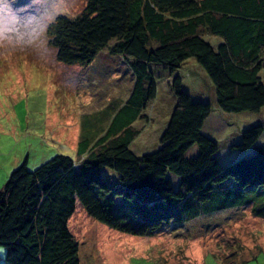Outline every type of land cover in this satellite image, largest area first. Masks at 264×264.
<instances>
[{"label": "trees", "instance_id": "16d2710c", "mask_svg": "<svg viewBox=\"0 0 264 264\" xmlns=\"http://www.w3.org/2000/svg\"><path fill=\"white\" fill-rule=\"evenodd\" d=\"M58 61L89 65L102 49L129 66L133 85L106 130L76 160L59 153L33 169L26 160L0 189V245L6 264H80L68 220L77 203L108 227L152 236L226 208L249 206L264 218V145L223 165L203 133L209 101L192 100L175 73L194 57L226 112L264 106V0H87L74 17L47 26ZM221 39L214 44L205 36ZM172 79L175 103L160 145L141 155L130 144L133 123L157 94L155 68ZM264 123L244 129L232 147L249 151ZM197 144L198 153L185 157ZM179 176L175 188L170 175Z\"/></svg>", "mask_w": 264, "mask_h": 264}, {"label": "rangeland", "instance_id": "374dc122", "mask_svg": "<svg viewBox=\"0 0 264 264\" xmlns=\"http://www.w3.org/2000/svg\"><path fill=\"white\" fill-rule=\"evenodd\" d=\"M87 0H51L47 11L37 0H0V189L10 172L26 160L33 169L55 154L78 160L75 132L93 141L108 127L129 95L133 78L119 55L102 49L89 65L58 61L49 44L47 26L58 14L74 17ZM207 38V35L205 36ZM210 42L218 37L208 36ZM157 94L144 118L134 127L139 134L131 150L141 155L156 149L175 103L170 75L155 68ZM192 100L209 101L212 112L202 131L218 144L215 153L226 165L264 145V131L249 151L232 147L247 127L264 123V106L258 112H226L216 103L215 86L194 57L175 72ZM264 82V68L260 71ZM231 142V143H230ZM198 153L191 145L185 157ZM175 188L179 176L170 175ZM68 226L79 242L80 264H264V218L250 207L226 208L152 236L127 234L89 217L77 203ZM0 245V264L5 262Z\"/></svg>", "mask_w": 264, "mask_h": 264}, {"label": "crops", "instance_id": "0c3cea01", "mask_svg": "<svg viewBox=\"0 0 264 264\" xmlns=\"http://www.w3.org/2000/svg\"><path fill=\"white\" fill-rule=\"evenodd\" d=\"M220 41H221V39L218 38V40H216L215 42H212V43L217 44V43L220 42ZM124 100H125V99H123V101H124ZM123 101H122V102H123ZM122 102H121L120 104H122ZM117 109H118V108L116 107L114 113L116 112ZM208 117H209V116H208ZM208 117H207V119H208ZM138 120H139V119H138ZM138 120H136V121L133 123V125H134ZM138 134H139V132H138ZM138 134H137V135H138ZM137 135H136V136H137ZM75 136H76V137L78 136V140H77L78 143H79L80 140L84 139V137H85V136H83L82 134H80L79 129L75 132ZM136 136H135V138H136ZM98 137H99V136H98ZM98 137H97V138H98ZM97 138H96V139H97ZM135 138H134V139H135ZM96 139H94L93 141H90V140L88 139V144H89V146H90V145H91ZM134 139H133V140H134ZM133 140H132V141H133ZM130 147H131V145H130Z\"/></svg>", "mask_w": 264, "mask_h": 264}, {"label": "snow or ice", "instance_id": "6c2138e0", "mask_svg": "<svg viewBox=\"0 0 264 264\" xmlns=\"http://www.w3.org/2000/svg\"><path fill=\"white\" fill-rule=\"evenodd\" d=\"M35 7L41 9L42 11H47L51 7V0H37Z\"/></svg>", "mask_w": 264, "mask_h": 264}, {"label": "clouds", "instance_id": "9594fccd", "mask_svg": "<svg viewBox=\"0 0 264 264\" xmlns=\"http://www.w3.org/2000/svg\"><path fill=\"white\" fill-rule=\"evenodd\" d=\"M5 2L10 4L11 3V0H5Z\"/></svg>", "mask_w": 264, "mask_h": 264}]
</instances>
